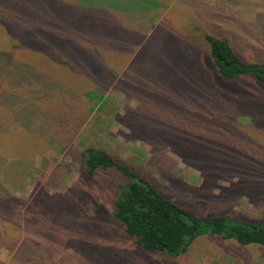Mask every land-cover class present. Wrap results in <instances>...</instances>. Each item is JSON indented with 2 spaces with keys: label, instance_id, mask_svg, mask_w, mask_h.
Here are the masks:
<instances>
[{
  "label": "rangeland",
  "instance_id": "rangeland-1",
  "mask_svg": "<svg viewBox=\"0 0 264 264\" xmlns=\"http://www.w3.org/2000/svg\"><path fill=\"white\" fill-rule=\"evenodd\" d=\"M63 1L0 0V51L16 59L7 65L13 76L25 73L15 112L30 110L42 90L31 76L59 79L92 99L68 149L60 144L68 132H37L27 112L18 118L0 104V264H264V247L218 236L197 238L175 258L117 238L108 245L123 259H96L70 219L72 200L82 218L110 213L124 183L107 171L82 173L80 152L95 147L198 216L264 220V84L214 77L204 43L209 34L245 63L264 62V0H152L159 18H149L145 37L128 29L135 18ZM164 53L190 70L189 85H177ZM87 58L93 68L78 63ZM5 81L12 84L10 72ZM109 84L98 101L96 88Z\"/></svg>",
  "mask_w": 264,
  "mask_h": 264
},
{
  "label": "trees",
  "instance_id": "trees-1",
  "mask_svg": "<svg viewBox=\"0 0 264 264\" xmlns=\"http://www.w3.org/2000/svg\"><path fill=\"white\" fill-rule=\"evenodd\" d=\"M58 1L62 3L61 0ZM70 7H79L87 12L105 10L110 18L113 12H117L124 15L127 22L135 18L133 27L128 29L135 36L142 37H145L153 27L148 23L149 18H159L155 15L157 4L152 0H74ZM69 43L70 46L76 45V42ZM204 43L208 46L216 67V73L213 70L214 77H221L226 83L238 76H252L264 84V62L245 63L226 40L209 34L204 35ZM7 51L8 49L0 51V104L6 105L18 118L20 112H27L24 119L32 122V129H36L37 132L53 127L60 133L68 132L66 141L60 143L66 144L65 147L68 149L89 116L85 100L91 99L90 94L76 93L72 88L64 86L61 80H52L48 75L42 78L31 76V81L42 82V90L40 92L36 90L34 96L37 98L33 97L34 105L30 110L25 108L15 112L17 103L21 100V94L15 88L23 82L25 73L12 75V70L7 65L15 63L16 59ZM171 54L164 53L163 57L172 58L171 67L175 69V76L179 78H174V81L179 86L184 81L189 85L190 70L182 66L179 57L170 56ZM148 57H152L151 53ZM71 62L77 63L76 60ZM90 62L93 60L87 58L86 61L79 59L78 63L93 68ZM9 72L12 84L5 81ZM184 76H187V80ZM110 87L109 84L96 88L97 92L99 91L98 101L104 99L100 90L106 91ZM35 120H38L37 124ZM80 164L82 173L88 178L94 177L98 172L107 171L124 180L123 184L116 187L110 213L100 211L95 218H82L79 216L78 203L76 206L73 197L70 198L72 200L70 219L80 231L88 235L90 240L88 245L94 249L91 252L96 259L122 260L120 249L108 245L117 238L123 241L130 240L145 252L158 253L166 258L184 254L197 238L204 236H218L224 240L235 241L241 246L264 247V220L252 221L222 214L198 216L166 198L147 180L99 148H84L80 152ZM62 241L64 243L67 239L62 238Z\"/></svg>",
  "mask_w": 264,
  "mask_h": 264
}]
</instances>
